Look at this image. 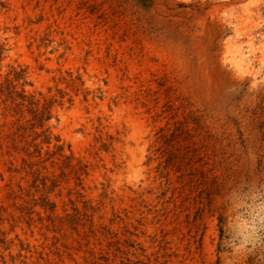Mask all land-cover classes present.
<instances>
[{"label":"rangeland","instance_id":"374dc122","mask_svg":"<svg viewBox=\"0 0 264 264\" xmlns=\"http://www.w3.org/2000/svg\"><path fill=\"white\" fill-rule=\"evenodd\" d=\"M0 264H264V0H0Z\"/></svg>","mask_w":264,"mask_h":264}]
</instances>
